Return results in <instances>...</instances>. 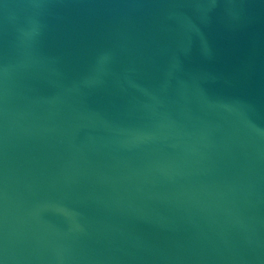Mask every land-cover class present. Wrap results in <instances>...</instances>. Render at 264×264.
Masks as SVG:
<instances>
[{
  "label": "water",
  "instance_id": "obj_1",
  "mask_svg": "<svg viewBox=\"0 0 264 264\" xmlns=\"http://www.w3.org/2000/svg\"><path fill=\"white\" fill-rule=\"evenodd\" d=\"M0 264H264V0H0Z\"/></svg>",
  "mask_w": 264,
  "mask_h": 264
}]
</instances>
